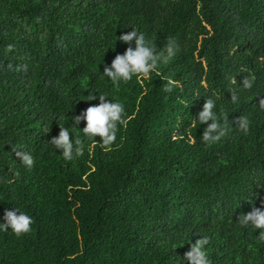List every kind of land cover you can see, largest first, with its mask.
I'll use <instances>...</instances> for the list:
<instances>
[{
	"label": "trees",
	"instance_id": "obj_1",
	"mask_svg": "<svg viewBox=\"0 0 264 264\" xmlns=\"http://www.w3.org/2000/svg\"><path fill=\"white\" fill-rule=\"evenodd\" d=\"M133 28L157 53L174 39L175 55L114 89L101 73L135 49L118 40ZM96 92L130 117L119 146L83 136L81 119L83 153L65 160L51 140ZM207 98L227 127L212 144V121L195 119ZM262 101L264 0H0V222L12 206L33 220L0 231V264H189L204 238L210 264H264L259 230L241 226L264 209Z\"/></svg>",
	"mask_w": 264,
	"mask_h": 264
},
{
	"label": "clouds",
	"instance_id": "obj_2",
	"mask_svg": "<svg viewBox=\"0 0 264 264\" xmlns=\"http://www.w3.org/2000/svg\"><path fill=\"white\" fill-rule=\"evenodd\" d=\"M122 43L135 41V49L129 47L123 54H117L112 61L111 67L104 66V72L101 78H107L111 81L113 88L118 89L122 83H127L135 76L137 80L141 78L147 79L150 74L157 70L160 62H166L175 55L177 48L176 41L169 39V44L165 52H155L153 43L146 38L145 33L133 28V31L122 34L118 39ZM166 53V54H165ZM11 67V66H10ZM173 82H168L170 90ZM243 86L245 88L252 87L250 79H244ZM109 94L90 93L86 100L91 101L99 99L101 103L89 106L82 116H75L73 123L69 127H62L58 138H53L51 144L54 148H62V156L65 160H72L74 157L83 153V141L79 136L73 135V130L78 129L77 125L81 119L86 120V126L79 129L83 136L89 140L95 141V137L99 135V141L105 151H111L113 145L116 144L117 134L120 128L127 125L130 117L125 112L124 105L115 99L107 102ZM233 99H236L233 96ZM264 107V101L261 102ZM216 102L212 98H207L202 110L195 118L200 125L207 124L209 120L212 122L207 124L202 134L203 142L212 144L220 141L226 135V123L222 122L217 114ZM238 128L244 134H248L250 130V121L246 117H239L237 120ZM210 133H215L210 135ZM118 147L119 145L116 144ZM16 156L22 158V165L31 169L34 165L33 156L26 151H16ZM18 175V174H17ZM11 183V181H7ZM33 223L32 217L21 210L19 206H12V210H5L3 220L0 222V231L11 230L16 236L27 234L31 231ZM241 226L259 230L258 237L264 240V209L254 208L241 220ZM209 243L208 238L197 240L191 245L190 251L185 254V259L189 264H210L208 257L209 250L205 247ZM184 264V261H183Z\"/></svg>",
	"mask_w": 264,
	"mask_h": 264
}]
</instances>
